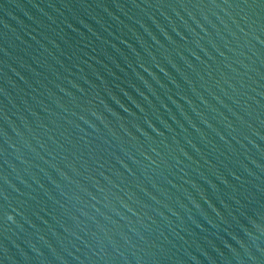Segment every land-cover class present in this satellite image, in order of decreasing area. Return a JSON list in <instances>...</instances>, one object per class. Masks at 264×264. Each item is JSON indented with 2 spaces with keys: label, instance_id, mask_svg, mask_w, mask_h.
<instances>
[{
  "label": "water",
  "instance_id": "1",
  "mask_svg": "<svg viewBox=\"0 0 264 264\" xmlns=\"http://www.w3.org/2000/svg\"><path fill=\"white\" fill-rule=\"evenodd\" d=\"M0 264H264V0H0Z\"/></svg>",
  "mask_w": 264,
  "mask_h": 264
}]
</instances>
